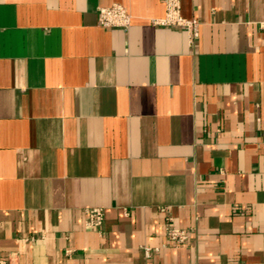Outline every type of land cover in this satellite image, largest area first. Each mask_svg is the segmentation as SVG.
Instances as JSON below:
<instances>
[{
  "label": "crops",
  "instance_id": "1",
  "mask_svg": "<svg viewBox=\"0 0 264 264\" xmlns=\"http://www.w3.org/2000/svg\"><path fill=\"white\" fill-rule=\"evenodd\" d=\"M178 1L0 0V258L264 264V0Z\"/></svg>",
  "mask_w": 264,
  "mask_h": 264
},
{
  "label": "built area",
  "instance_id": "2",
  "mask_svg": "<svg viewBox=\"0 0 264 264\" xmlns=\"http://www.w3.org/2000/svg\"><path fill=\"white\" fill-rule=\"evenodd\" d=\"M165 14L162 18L155 19L154 23L166 26L186 28L189 38L192 40L198 36V23L194 19H186L180 13V3L178 0H163ZM130 22V16L120 5L100 8L98 11L97 24L101 27H126ZM88 228L101 227L104 222V212L99 207L85 209ZM165 234L168 242L173 246L180 247L188 240L186 230L174 225L171 217L166 218ZM147 252L148 249H145ZM0 264H14L12 259L0 258Z\"/></svg>",
  "mask_w": 264,
  "mask_h": 264
}]
</instances>
